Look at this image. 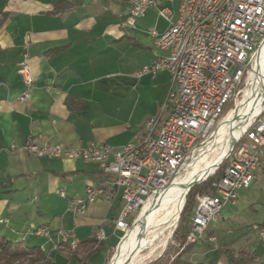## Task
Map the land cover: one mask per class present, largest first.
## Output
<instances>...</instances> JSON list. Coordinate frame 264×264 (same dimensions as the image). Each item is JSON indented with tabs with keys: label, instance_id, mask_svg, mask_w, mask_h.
<instances>
[{
	"label": "crops",
	"instance_id": "1",
	"mask_svg": "<svg viewBox=\"0 0 264 264\" xmlns=\"http://www.w3.org/2000/svg\"><path fill=\"white\" fill-rule=\"evenodd\" d=\"M181 1L158 0L128 27L130 0H0V234L40 248L49 264H81L70 242L60 243L59 232H73L84 243L102 228L106 240L87 264L107 262L120 243L115 221L121 202L100 199L80 216L68 211L70 200L84 198L87 187L105 181L100 167L39 159L22 149L30 139L63 147L95 142L119 148L132 141L158 113L170 88L167 71L140 75L168 54L156 50L150 31H167L158 10L177 13ZM24 55L34 85L31 98L20 101L26 89L17 63ZM239 204L230 206L238 212ZM227 206L217 225L208 228L217 243L198 242L186 258L193 264H232L220 251L227 246L247 249L264 264V238L258 231L264 220L241 224L243 236L228 241L231 230L224 231L222 223L233 213L223 214ZM38 228L48 229L50 237L36 236ZM29 238L34 242L27 243Z\"/></svg>",
	"mask_w": 264,
	"mask_h": 264
},
{
	"label": "built area",
	"instance_id": "2",
	"mask_svg": "<svg viewBox=\"0 0 264 264\" xmlns=\"http://www.w3.org/2000/svg\"><path fill=\"white\" fill-rule=\"evenodd\" d=\"M157 3L158 0H130L126 26L134 27L137 19L145 17ZM158 15L169 28L164 33L152 29L150 34L156 50L168 54L143 67L140 75L155 77L161 71L169 72V93L158 113L146 121L132 141L119 148L95 142L85 147H63L39 145L30 139L22 149L39 159L97 164L105 181L87 187L84 198L70 200L68 211L80 216L100 199L110 205L119 200L115 226L122 232L130 229L154 195L184 171L190 157L221 119L234 111L225 112L230 103L237 108L256 56L264 46V0H182L177 13L165 7L158 10ZM17 67L26 89L20 101H26L34 85L27 55ZM263 154L264 101L222 162L226 166L215 185V194L198 197L187 243L203 241L210 224L220 220L222 210L236 204L239 193L251 187L262 167ZM58 194L65 197L62 191ZM135 211L137 216L129 223ZM35 235L50 237L46 228H38ZM58 236L60 243L70 242L72 249L77 248L73 232L63 230ZM260 236L264 238V229ZM95 237L99 243L106 240L102 228ZM209 242L216 243L215 237H210Z\"/></svg>",
	"mask_w": 264,
	"mask_h": 264
},
{
	"label": "bare ground",
	"instance_id": "3",
	"mask_svg": "<svg viewBox=\"0 0 264 264\" xmlns=\"http://www.w3.org/2000/svg\"><path fill=\"white\" fill-rule=\"evenodd\" d=\"M247 90L249 96L245 100V104L249 108L245 112L244 118L234 122V118H239L241 113L244 112V107L238 104L234 111L229 112L212 138L203 144L204 148L190 157L185 165L184 176L181 179L174 180L172 185H168L163 189L169 186L170 188L161 189L147 202L135 224L124 234L110 260V264H125L128 260H132L131 264H143L150 257L153 247L156 246L155 242L162 232L176 227L181 202L184 196L186 197L190 186L204 175L207 168H215L220 162L222 163L230 153L233 144L260 112L264 100V46L256 56L254 70L248 80ZM217 147L219 148L218 156L201 166L200 162L205 160L207 153ZM214 171L204 179L213 174ZM166 202L170 203L167 210L162 209Z\"/></svg>",
	"mask_w": 264,
	"mask_h": 264
},
{
	"label": "trees",
	"instance_id": "4",
	"mask_svg": "<svg viewBox=\"0 0 264 264\" xmlns=\"http://www.w3.org/2000/svg\"><path fill=\"white\" fill-rule=\"evenodd\" d=\"M233 103L226 109V113L233 109ZM226 163L220 167L217 172L209 177L206 182L200 185H194L186 196V203L181 213L180 223L178 231L175 233L178 239L179 249L175 257L170 261L169 264H193L190 262L186 256H188L195 244L187 243V235L191 228L192 218L195 213L198 197L203 195L215 194V185L220 181L223 176L224 168ZM262 173L264 174V167L262 168ZM204 179V178H203ZM202 180V179H201ZM185 200L182 201V205ZM263 228H258L259 234L260 230ZM209 229L206 231L205 239L201 242L208 241L212 237L208 233ZM103 243H99L96 237L91 238L84 243H78L77 248L73 251V255L79 259L81 264H87L91 257L95 255L103 247ZM220 251L224 254L228 261L232 264H260L258 262L257 255L248 251L247 249H240L235 251L230 247L221 248ZM114 251L111 252L109 258L105 264H109L111 258L114 255ZM49 264L46 259L44 252L38 247H26L22 242L11 241L6 236L0 234V264Z\"/></svg>",
	"mask_w": 264,
	"mask_h": 264
},
{
	"label": "rangeland",
	"instance_id": "5",
	"mask_svg": "<svg viewBox=\"0 0 264 264\" xmlns=\"http://www.w3.org/2000/svg\"><path fill=\"white\" fill-rule=\"evenodd\" d=\"M248 96H249L248 95V90L246 88L245 91H244L243 97L240 98V101L238 103L242 107H244V112L241 113L239 118H234V122L244 118L245 112L249 108V106H247L245 104V100L248 98ZM233 109L235 110L236 107H234ZM227 115H225L223 117V119H221V121L213 129L211 135L208 137V139L206 141H208V140H210L212 138V136L216 133V130L218 129V127L221 126V124L223 123V121L225 120ZM206 141H204V143ZM203 144L199 147V149H197L196 153H198L201 149L204 148ZM218 144H220V143H218ZM218 154H219V148L217 147L216 149H214V150H212V151L207 153V155L205 157V160L200 162V165L203 166L206 162H210V161L214 160V158L217 157ZM220 163L215 168H207L204 171V175L200 179H198L196 181H199V180L203 179L204 177L209 175L215 169L217 170V168L219 167ZM220 167H222V165ZM220 167L218 169H220ZM263 167H264V154L262 156V167L257 172V174L259 173V178L256 179L253 182V184L251 185V187L249 189L242 190L239 193V198H238V201L240 203L239 206H238L239 211L235 212V210H233L232 207L230 205H228L227 208L225 209V211L223 212V214H226L228 212L230 213V211H231V213H233L232 214L233 215L232 219H230V220L227 219L226 221H223V223H222L224 231L227 230V229L231 230L229 235H227V237H225V238H227L226 240H228V241H230L233 238L236 239V238H241L243 236V231L244 230H243V228H241V224L251 225L254 222H261V221L264 220V174L262 173V168ZM185 169H186V166L184 167V171H182V173L175 180L181 179L184 176ZM213 175L214 174H211L209 177H211ZM208 178H206L203 181L197 183L196 185H200V184L206 182ZM196 181H194V182H196ZM170 185H172V183ZM168 188H170V186ZM168 188H165V189H168ZM165 189H163V190H165ZM186 196H187V194H186ZM184 199H185V201H184L183 207H182V202H181V205H180V211H179L180 214H179V216L177 218L176 227L173 228V229L172 228L171 229H167L165 232H162V234L159 236L158 240L155 242L156 246L153 247V252L150 255V257H152V258L149 257L147 259L148 261L146 260L143 264H169L170 261H172V259L175 257V255H176V253H177V251L179 249L178 239L176 238L175 233L178 231L180 218H181V213H182V210H183V208L185 206V203H186V197L185 196H184L183 200ZM169 205H170V203L166 202L165 205H163L162 209L167 210V207ZM181 207H182V209H181ZM137 213H138V211H135L134 213H132L129 216V218H128V222L129 223L133 222V220L137 216ZM218 222L211 223L210 227H214L215 225H217L216 223H218ZM134 224H135V222L132 223V225H134ZM132 225L130 226V228L132 227ZM124 234H126V232H122L120 234V241L124 237ZM218 234H221V232L218 233ZM222 234H224V232ZM30 241H33V240H31V238H29L27 240V243L30 242ZM35 242L40 244L43 241H41L39 239H36ZM116 248L114 249V252L116 251ZM154 252H155V254H154ZM145 253H147V252H145ZM101 259H102L103 262H105V256L104 255H103V258H101Z\"/></svg>",
	"mask_w": 264,
	"mask_h": 264
},
{
	"label": "water",
	"instance_id": "6",
	"mask_svg": "<svg viewBox=\"0 0 264 264\" xmlns=\"http://www.w3.org/2000/svg\"><path fill=\"white\" fill-rule=\"evenodd\" d=\"M234 145H235V143L233 144L232 148L234 147ZM223 161H224V160H223ZM223 161H222V162H223ZM221 164H222V163H221ZM221 164H220V165H221ZM220 165H219V167H220ZM219 167H218V168H219ZM218 168H217V169H218ZM213 174H214V173H213ZM207 178H208V177H207ZM201 181H203V180H201ZM201 181H198V182L193 183V184L190 186L188 192L190 191V189H191L194 185H196L197 183H199V182H201ZM187 194H188V193H187ZM120 242H121V241H120ZM119 244H120V243H119ZM119 244H118V245H119ZM117 247H118V246H117ZM116 249H117V248H116ZM131 262H132V260H128V261L125 262V264H131ZM109 264H110V263H109Z\"/></svg>",
	"mask_w": 264,
	"mask_h": 264
}]
</instances>
